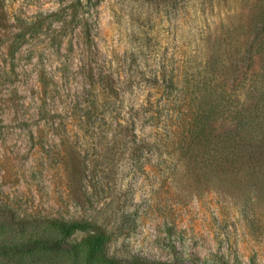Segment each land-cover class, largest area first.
<instances>
[{"label": "rangeland", "instance_id": "1", "mask_svg": "<svg viewBox=\"0 0 264 264\" xmlns=\"http://www.w3.org/2000/svg\"><path fill=\"white\" fill-rule=\"evenodd\" d=\"M82 2L0 0V264H264V0Z\"/></svg>", "mask_w": 264, "mask_h": 264}, {"label": "trees", "instance_id": "2", "mask_svg": "<svg viewBox=\"0 0 264 264\" xmlns=\"http://www.w3.org/2000/svg\"><path fill=\"white\" fill-rule=\"evenodd\" d=\"M78 2L80 4H83L82 0H78ZM125 81L128 82L129 86L132 87V89L134 87H137V81H133L131 78L126 77L124 78ZM121 81V80H120ZM119 81V82H120ZM121 84H123V81L120 82ZM119 87V86H118ZM123 91V88H118L119 92ZM159 89V88H158ZM134 90H132V95ZM118 92V93H119ZM141 96V94H140ZM143 97H139L138 94H134V100L132 102L131 105V109L129 111L128 117H124L122 118V120H120L119 124H121L123 126V124H125V126L128 128H136L137 126H139V124L145 123L146 124V117L149 118L148 114L151 113L150 109L148 111H146L144 106H149L151 107L153 104V99L148 98V99H141ZM147 112V114H146ZM146 114V115H144ZM156 128V127H154ZM229 130H234V128H230ZM172 133L174 134L172 136V139L174 138L176 131H174V129L171 130ZM160 131H158L157 129L155 131L152 132V137H154V139H156V141H160L162 140L161 136H160ZM187 138V136H184V139ZM148 139V138H146ZM173 143H175L174 141H172ZM164 144V143H163ZM189 146L190 144H186L183 143L182 145V150H183V155H186V152H189ZM226 148V146H225ZM227 157V152L225 150L221 151V159L222 162L224 161L223 159ZM191 159V158H190ZM223 167V164L221 165ZM59 227L61 228V231H63L65 234H71L73 231L77 230V229H81L84 228L86 226L85 223H80V222H59L58 223ZM105 240H106V236L103 233H98L96 235H92L89 237V241H88V245H89V254L91 256V258H94L96 260H98L99 262L102 263H107V264H117L119 260L114 259V258H109L106 254V247H105Z\"/></svg>", "mask_w": 264, "mask_h": 264}]
</instances>
